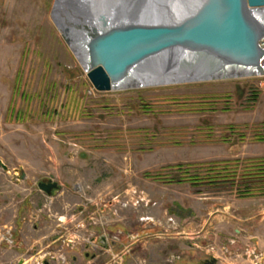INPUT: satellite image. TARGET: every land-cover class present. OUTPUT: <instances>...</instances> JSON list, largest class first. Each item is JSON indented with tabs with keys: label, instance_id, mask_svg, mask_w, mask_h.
I'll return each mask as SVG.
<instances>
[{
	"label": "rangeland",
	"instance_id": "374dc122",
	"mask_svg": "<svg viewBox=\"0 0 264 264\" xmlns=\"http://www.w3.org/2000/svg\"><path fill=\"white\" fill-rule=\"evenodd\" d=\"M54 1L0 0L8 245L35 223L42 233L59 229L38 210L49 196L38 183L53 180L50 196L69 213L132 233L124 244L139 246L131 257L145 251L143 264H264V71L97 91L52 19ZM21 199L39 221L18 217Z\"/></svg>",
	"mask_w": 264,
	"mask_h": 264
},
{
	"label": "water",
	"instance_id": "95a60500",
	"mask_svg": "<svg viewBox=\"0 0 264 264\" xmlns=\"http://www.w3.org/2000/svg\"><path fill=\"white\" fill-rule=\"evenodd\" d=\"M51 16L97 91L238 77H181L195 67L264 70V0H55Z\"/></svg>",
	"mask_w": 264,
	"mask_h": 264
},
{
	"label": "crops",
	"instance_id": "0c3cea01",
	"mask_svg": "<svg viewBox=\"0 0 264 264\" xmlns=\"http://www.w3.org/2000/svg\"><path fill=\"white\" fill-rule=\"evenodd\" d=\"M55 201L62 207L60 212L55 209L53 213ZM29 203L24 199L19 200L16 209L18 217L30 213L38 220L40 212L29 208ZM41 205L43 209L38 210L44 213L49 211L48 216L54 217L55 226L59 229L54 230V226H50L49 233H42L35 223L32 235L21 232L22 229L16 231L14 246L6 242L7 232L0 234V264H143L141 254L145 251L140 250L138 255L131 257V252L135 251L129 252L132 244L112 245L111 234L115 227L109 219L96 227V222L91 221L93 213L86 214L85 222L74 212L69 213V204L59 197L47 196L42 199ZM46 206L47 209L44 208ZM108 209L110 211V207ZM77 225L80 228L73 229Z\"/></svg>",
	"mask_w": 264,
	"mask_h": 264
},
{
	"label": "bare ground",
	"instance_id": "6f19581e",
	"mask_svg": "<svg viewBox=\"0 0 264 264\" xmlns=\"http://www.w3.org/2000/svg\"><path fill=\"white\" fill-rule=\"evenodd\" d=\"M226 74L227 73H232L234 75H238V76H252L254 75L256 72L253 71V70H248V69H243V68H234V69H230L229 67H223V68H220V69H213V70H208V71H205V70H200L199 68L195 67V69H193L192 71L190 72H186L185 74H181V77L183 76L184 79H191V80H194V79H197L199 76L205 74ZM135 80V79H134ZM142 80H145V78H143ZM128 83H126V85H130V84H133L134 81H132L131 79L127 80ZM125 84V83H124ZM158 85V84H156Z\"/></svg>",
	"mask_w": 264,
	"mask_h": 264
},
{
	"label": "flooded vegetation",
	"instance_id": "af4514ba",
	"mask_svg": "<svg viewBox=\"0 0 264 264\" xmlns=\"http://www.w3.org/2000/svg\"><path fill=\"white\" fill-rule=\"evenodd\" d=\"M132 235V233H128L127 230H121V229H114V231L112 232L111 234V243L113 246H118V245H122L124 244V241L126 239H129V236ZM128 244H132V243H126L125 245H128ZM139 248V246L136 245H131L130 248H129V252H131V250H135ZM211 258V257H210ZM206 259H209V258H205L204 260ZM204 260H201L199 261L197 264H200L201 262H203Z\"/></svg>",
	"mask_w": 264,
	"mask_h": 264
},
{
	"label": "built area",
	"instance_id": "2783aa9c",
	"mask_svg": "<svg viewBox=\"0 0 264 264\" xmlns=\"http://www.w3.org/2000/svg\"><path fill=\"white\" fill-rule=\"evenodd\" d=\"M264 70H256L255 72V74L254 75H261L262 74V72H263ZM7 237L5 236V239L8 241V242H12L11 240H10V238H11V236L9 235V232H7Z\"/></svg>",
	"mask_w": 264,
	"mask_h": 264
}]
</instances>
